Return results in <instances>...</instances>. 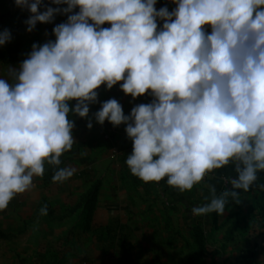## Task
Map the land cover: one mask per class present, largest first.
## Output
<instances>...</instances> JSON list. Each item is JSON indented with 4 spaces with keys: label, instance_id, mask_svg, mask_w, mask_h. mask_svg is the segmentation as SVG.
Returning a JSON list of instances; mask_svg holds the SVG:
<instances>
[{
    "label": "clouds",
    "instance_id": "9594fccd",
    "mask_svg": "<svg viewBox=\"0 0 264 264\" xmlns=\"http://www.w3.org/2000/svg\"><path fill=\"white\" fill-rule=\"evenodd\" d=\"M49 3L56 7L15 0L30 13L28 32L57 15L67 20L53 28L54 41L34 43L0 78V210L31 190L45 165L55 168L54 183L74 176L75 168L60 166L76 143L70 117L88 118L102 85L153 97L129 115L110 99L94 115L100 125H126L133 176L166 179L184 192L231 164V190L217 194L210 185L195 216L223 215L240 190H250L264 171V0H171V11L157 10V0ZM11 39L10 30L0 32V47Z\"/></svg>",
    "mask_w": 264,
    "mask_h": 264
},
{
    "label": "rangeland",
    "instance_id": "374dc122",
    "mask_svg": "<svg viewBox=\"0 0 264 264\" xmlns=\"http://www.w3.org/2000/svg\"><path fill=\"white\" fill-rule=\"evenodd\" d=\"M5 1L16 5L15 0ZM163 6L170 11L176 7L171 0H157V10ZM1 8L0 16L6 19L0 21V32L8 29L12 36L0 47V78L8 79V66L17 68L34 43L54 41L53 28L67 17L56 16L53 23L37 24L32 32L16 37ZM110 99L129 115L134 106L150 103L153 97L133 99L119 84L110 90L102 85L97 102L89 105L88 118L70 117L76 143L62 155L60 166L75 168V174L54 183L55 168L45 165L34 187L0 210V264H264V254L261 261L254 256L241 260L242 242L252 253L264 252L258 241L264 239V171L250 190H240L239 197L230 200L223 215L195 216L192 208L208 202L210 185L217 194L231 190L234 167L213 170L191 191L170 187L166 179L143 182L126 165L133 150L126 125H100L94 118ZM45 205L47 215H41Z\"/></svg>",
    "mask_w": 264,
    "mask_h": 264
},
{
    "label": "crops",
    "instance_id": "0c3cea01",
    "mask_svg": "<svg viewBox=\"0 0 264 264\" xmlns=\"http://www.w3.org/2000/svg\"><path fill=\"white\" fill-rule=\"evenodd\" d=\"M1 4H2L1 9H3V11L6 13V16H8L9 22H12V26L14 27L13 33H15L16 37L17 36L23 37V35L26 31V28H27L25 21L30 16L29 11L27 9H21L20 7H18L16 5H12V3L10 1L0 0V5ZM44 4L47 6H50V7H56V5L50 4L49 0H44ZM40 10L43 11V7ZM58 16H59V18L62 16L67 17L66 15H57V17ZM3 17H4V15L0 16V21H2L3 19L4 20L6 19V17L5 18H3ZM38 25L46 26L48 24H39L38 23ZM209 31H210V29H209ZM258 241H259V246H264V239H258ZM245 244H246L245 242L241 243V248H243L241 250V260L248 261L251 256H254L255 259H259V261H261L260 258L262 255H260V254H264L262 249L254 250V252L252 253L250 248L247 247ZM261 248H263V247H261ZM256 253H258V255H256Z\"/></svg>",
    "mask_w": 264,
    "mask_h": 264
},
{
    "label": "trees",
    "instance_id": "16d2710c",
    "mask_svg": "<svg viewBox=\"0 0 264 264\" xmlns=\"http://www.w3.org/2000/svg\"><path fill=\"white\" fill-rule=\"evenodd\" d=\"M96 192H97V187H95V188L90 192L89 196H90L91 199H92L91 201H93V198L95 197Z\"/></svg>",
    "mask_w": 264,
    "mask_h": 264
}]
</instances>
